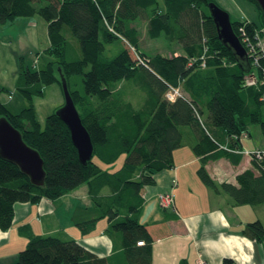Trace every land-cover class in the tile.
<instances>
[{
    "label": "trees",
    "instance_id": "1",
    "mask_svg": "<svg viewBox=\"0 0 264 264\" xmlns=\"http://www.w3.org/2000/svg\"><path fill=\"white\" fill-rule=\"evenodd\" d=\"M249 1L257 7L259 23L230 20L243 48L241 32L248 41L256 34L264 39V15L255 0ZM211 2L0 0V25L34 15L47 25L44 51L52 60L41 70L20 64L16 89L31 102L44 86L57 82L61 87L63 76L93 145L91 159L82 165L68 128L55 113L41 128L32 104L14 114L0 102V117L39 153L45 173L44 185L38 187L0 158V230L12 226L16 203L54 202L86 185L91 205L83 208L84 219H72L82 235L105 219V235L114 249L99 256L62 231L37 234L25 224L18 233L27 243L10 264H151L152 238L137 219L141 192L155 184L157 172L173 167V153L182 147L199 157L197 175L212 191L227 194L235 205L264 204V160H251L252 168L239 173L235 184L218 183L205 169L221 158L238 165L241 141L251 126L259 125L264 136L259 74L252 80L251 64L245 72L244 62L219 40ZM136 22L145 24L147 38L163 36L181 51H141ZM170 89H178L180 96L168 100ZM241 233L264 241L259 221L246 224ZM222 264L235 262L224 258Z\"/></svg>",
    "mask_w": 264,
    "mask_h": 264
},
{
    "label": "crops",
    "instance_id": "2",
    "mask_svg": "<svg viewBox=\"0 0 264 264\" xmlns=\"http://www.w3.org/2000/svg\"><path fill=\"white\" fill-rule=\"evenodd\" d=\"M244 138L251 139L252 133L249 131ZM244 138L242 149L264 147V139L260 146L244 147V141L248 140ZM200 165L199 157L190 148L177 149L173 153V167L157 172L155 184L142 189L143 204L137 219L146 226L152 238L151 264H197L199 259L206 264H222L224 258H231L235 264H264V241H252L241 233L246 224L254 221L261 222L264 227V204L235 205L227 194L212 191L197 175ZM251 168V159L244 154L238 165L224 158L205 165L214 181L233 184L239 173ZM80 194L83 197L72 191L54 202L42 199L37 204L16 203L12 226L8 231L0 230V247L8 245L11 231L18 233V228L25 224L32 229L33 221L39 222L43 230L37 234L64 232L60 227L49 229L44 225L48 219L58 221L61 215L59 201L63 198L71 201L67 211L71 220L74 217L84 219L83 208L91 205L87 187ZM168 194L173 196V204L162 207L160 197ZM106 227L105 221L100 229L93 228L89 234L75 238L97 255L109 256L114 249L105 235Z\"/></svg>",
    "mask_w": 264,
    "mask_h": 264
},
{
    "label": "rangeland",
    "instance_id": "3",
    "mask_svg": "<svg viewBox=\"0 0 264 264\" xmlns=\"http://www.w3.org/2000/svg\"><path fill=\"white\" fill-rule=\"evenodd\" d=\"M213 1L228 14L231 21L248 20L257 24L259 23L257 7L249 0ZM135 25L140 32L139 49L141 51L149 55H154L156 53L171 55L176 49L181 51L178 43H169L163 36L156 39L147 38L145 34L146 26L144 23L136 22ZM240 35L242 38V32ZM47 46V25L39 15L16 18L11 23L0 25V87L4 89V91L0 92V102L9 112L14 114L19 113L32 104L36 112V119L41 128L45 125L46 117L55 113L64 102L60 85L55 82L44 86L42 95L33 97L32 101L29 102L16 89V82L20 71V64L32 70H41L46 67V64L52 60L44 51ZM115 48L120 49L121 46L116 43ZM252 71L253 72H250V78L254 80L258 73H256L254 68ZM249 131L252 133V138H247L248 140L244 138V140H247L244 141V147L252 148L260 146L263 143V136L259 125L251 126ZM188 148L189 147H182L180 150H188ZM256 149L248 151H254ZM240 151L245 153L247 149L244 148ZM123 159L124 156H121L116 162V166H119ZM85 187L86 185H82L74 189L73 192L77 191V194H79L81 198L83 196L80 192H82ZM193 194L196 193L193 192ZM59 202L61 203L59 209L61 215L59 219H57L58 221H56L55 218H53V220L48 219L45 221L44 225L49 229L60 227L69 237L77 240L76 238H79L81 233L67 214L71 201L67 198H63ZM103 224H105V219L98 220L94 228L98 229L100 225ZM31 225L34 233H42L43 230L39 222L33 221ZM25 245L26 240L15 230L11 231V238L8 245L0 247V264H10L17 261L18 253Z\"/></svg>",
    "mask_w": 264,
    "mask_h": 264
},
{
    "label": "water",
    "instance_id": "4",
    "mask_svg": "<svg viewBox=\"0 0 264 264\" xmlns=\"http://www.w3.org/2000/svg\"><path fill=\"white\" fill-rule=\"evenodd\" d=\"M255 1L264 15V0ZM208 7L219 40L244 62V70L248 73L250 65L246 52L232 30L228 14L213 2ZM60 81L64 102L55 114L68 128L71 142L77 151L78 160L82 165H86L93 155V145L86 128L81 122L63 76L60 77ZM0 158L16 165L35 186L42 187L44 185L45 173L39 153L25 144L21 133L3 116L0 117Z\"/></svg>",
    "mask_w": 264,
    "mask_h": 264
},
{
    "label": "built area",
    "instance_id": "5",
    "mask_svg": "<svg viewBox=\"0 0 264 264\" xmlns=\"http://www.w3.org/2000/svg\"><path fill=\"white\" fill-rule=\"evenodd\" d=\"M242 42L249 63L251 64L252 68L256 70V73L259 74V82L262 87V95L260 100L264 103V39L256 34L253 41H248V39L245 37V32H242ZM178 96H180L178 89H170L166 93V98L170 101L174 100ZM243 137H247V135L245 134ZM242 153L251 160H255L257 162L264 160V147L254 151L247 150L245 153ZM160 204L162 207L170 206L173 204V196L171 194L161 196ZM197 264H206V262L202 259H199Z\"/></svg>",
    "mask_w": 264,
    "mask_h": 264
}]
</instances>
